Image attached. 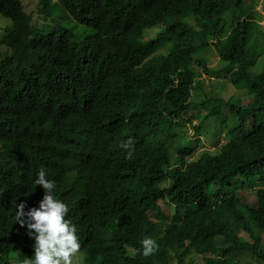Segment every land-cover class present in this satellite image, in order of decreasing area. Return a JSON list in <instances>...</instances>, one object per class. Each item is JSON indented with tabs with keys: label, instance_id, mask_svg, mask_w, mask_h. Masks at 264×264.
Segmentation results:
<instances>
[{
	"label": "trees",
	"instance_id": "trees-1",
	"mask_svg": "<svg viewBox=\"0 0 264 264\" xmlns=\"http://www.w3.org/2000/svg\"><path fill=\"white\" fill-rule=\"evenodd\" d=\"M215 2L221 5L165 0L164 8H152L153 0H40L39 11H28L23 0H0V264L34 260V240L26 227L17 230L12 202H26V211L39 207L41 168L58 194L71 166L89 172L101 164L109 177L134 165L119 147L131 137L108 120L118 115L145 141L133 153L153 166L140 178L154 181L148 203L162 214L140 233L98 231L102 221L82 200L66 216L81 240L102 238V253L114 264H186L193 249L205 258L191 264H247L244 253L264 261V30L254 22L228 34L225 12L239 0ZM57 9L76 24L33 27V17ZM79 25L92 30L81 38L73 31ZM145 29L157 37L146 39ZM211 48L220 55L216 66L208 65ZM204 72L246 89L252 100H192L201 86L194 78ZM190 116L197 131L217 117L226 136L218 150L191 158L195 150L183 140ZM250 188L253 197H245L241 190ZM146 237L158 245L147 258ZM13 240L24 248L17 258L4 251Z\"/></svg>",
	"mask_w": 264,
	"mask_h": 264
},
{
	"label": "clouds",
	"instance_id": "clouds-1",
	"mask_svg": "<svg viewBox=\"0 0 264 264\" xmlns=\"http://www.w3.org/2000/svg\"><path fill=\"white\" fill-rule=\"evenodd\" d=\"M215 1L211 0L212 7L221 5L220 2ZM260 2L263 5V0H239L234 11L225 12V21L229 27L228 34L244 24L247 26L248 23L254 24V22H258L260 24L258 29H262L263 25L258 21V16H261V11L258 10ZM146 5L150 6V2L148 1ZM162 6L165 7V0H153L151 5L152 8ZM156 34L150 29L144 30L145 38L148 40L156 38ZM211 49L220 58L217 50ZM159 53L166 54L165 48H161ZM206 55L210 58L208 53ZM220 61L219 59L215 65H211L212 61H210L208 65L216 66L221 63ZM204 74L207 73L204 72ZM199 79L202 86L204 77L194 78L195 81ZM201 86L195 89H201ZM108 120L115 121L118 126L116 132L122 129L124 135L131 137L132 141L129 139L122 142L119 147L124 151L123 159H131L134 165H121L117 174L109 177H105L106 170L101 164L93 165V169L89 172H80L75 166H71L68 168V182L65 190L60 188L58 194L55 192V182L47 179L46 172L41 168L35 180V184L45 190L39 207H32L26 211L28 208L26 202L18 204L15 201L12 202L16 208L17 230L26 227L29 237L34 240L32 245L34 260L26 261V264H114L110 257L108 262V258L102 253L105 243L102 238L98 236L90 241H82L76 225L66 219L67 214L75 211L82 200L90 205L102 221L98 231H113L121 228L126 231L135 229L140 233L155 217L162 214L159 206L148 203L155 194L154 181L145 182L140 178L142 175H150L153 166L147 160H137L138 154L133 153L145 144V141L133 130L129 117L118 115ZM160 203L162 207L165 204L163 201ZM143 204L148 208L140 213ZM8 216L13 217L11 213ZM126 245L129 253L135 251V247ZM15 247L20 248L19 257L24 250L19 240L8 242L4 251L10 249L9 253L13 258L11 253ZM142 249V255L147 258L158 250V245L156 241L146 237L142 241ZM80 255L84 257L80 258Z\"/></svg>",
	"mask_w": 264,
	"mask_h": 264
},
{
	"label": "rangeland",
	"instance_id": "rangeland-1",
	"mask_svg": "<svg viewBox=\"0 0 264 264\" xmlns=\"http://www.w3.org/2000/svg\"><path fill=\"white\" fill-rule=\"evenodd\" d=\"M26 3L27 10L28 11H39V1L40 0H23ZM57 1V0H53ZM264 2V0H263ZM258 10L261 11V16H258V21L263 25L264 30V3L260 2L258 5ZM76 24L75 20H72L69 18V13L67 11H62L61 9H57V11H54L53 14H41L39 13L38 16L33 17L32 25L36 29H48V28H54L58 26H73ZM92 29L85 25H79L77 26L73 31L79 35L81 38L86 36ZM1 33V31H0ZM5 50L6 48L3 47ZM208 55L210 56L211 65H215L219 62V56L216 54V52L212 49L207 51ZM204 80L201 86V89H194L193 90V100L202 101L207 99L208 97H240V99H243L246 103H249L252 98L251 96L246 92V89L244 88H238L234 86L232 83H230L225 78H217L213 75L204 74L203 75ZM191 116L189 117V120H187L186 126L188 128L187 135L184 137V142L188 144L189 147L195 150L194 154L191 158L197 159L200 157V155L206 151V150H218L219 145L226 141L225 132L223 130L222 124L217 119V117L209 116L203 125L200 128V131H197L193 124L190 123ZM245 191V197L252 198L253 195V189L250 188L248 190H241ZM240 234L244 237H249V231L244 230L241 228L239 230ZM264 239V236H263ZM218 242H225L229 243L228 239H223L221 237H218ZM20 248L15 247L12 250V257L17 258L19 254ZM130 251L133 252V249L130 248ZM84 255H80V258H83ZM205 255L200 254L196 252L195 250H191L186 255V264L191 263H204ZM241 260L244 263L247 264H264V261L254 257L251 253H244L241 256ZM75 262V261H74ZM172 262L174 264H177V259L173 258Z\"/></svg>",
	"mask_w": 264,
	"mask_h": 264
}]
</instances>
